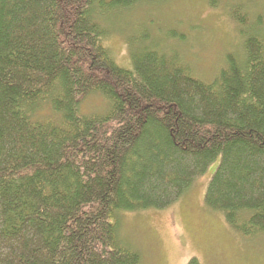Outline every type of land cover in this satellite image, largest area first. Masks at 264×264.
<instances>
[{
	"label": "trees",
	"instance_id": "obj_1",
	"mask_svg": "<svg viewBox=\"0 0 264 264\" xmlns=\"http://www.w3.org/2000/svg\"><path fill=\"white\" fill-rule=\"evenodd\" d=\"M145 1L0 0V264H139L117 214L169 207L215 160L205 203L264 235L263 22L234 13L241 52L210 81L143 38L121 66L101 17Z\"/></svg>",
	"mask_w": 264,
	"mask_h": 264
},
{
	"label": "rangeland",
	"instance_id": "obj_2",
	"mask_svg": "<svg viewBox=\"0 0 264 264\" xmlns=\"http://www.w3.org/2000/svg\"><path fill=\"white\" fill-rule=\"evenodd\" d=\"M234 13L245 18L247 26L257 18L264 24V0H158L110 10L101 17L107 29L104 42L115 61L126 67L129 41L143 38L144 46L175 51L194 75L210 81L227 53L241 52L240 32L247 27L238 26ZM106 107L104 98L93 93L81 110L95 114ZM217 162L169 207L117 214L119 237L140 254L139 264H185L191 257L200 264H264V235L240 234L205 203L206 185Z\"/></svg>",
	"mask_w": 264,
	"mask_h": 264
}]
</instances>
